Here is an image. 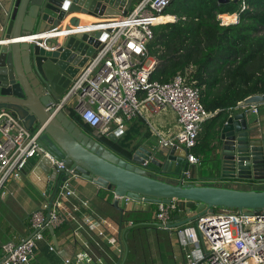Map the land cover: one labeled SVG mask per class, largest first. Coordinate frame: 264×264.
<instances>
[{
    "label": "water",
    "instance_id": "obj_1",
    "mask_svg": "<svg viewBox=\"0 0 264 264\" xmlns=\"http://www.w3.org/2000/svg\"><path fill=\"white\" fill-rule=\"evenodd\" d=\"M132 2L8 0L0 13V112L12 111L37 135L43 151L38 153L40 159L35 167L47 177L44 188L49 203L47 215L62 184L76 176L112 191L119 198L157 204L176 200L177 209L185 212L184 216L176 214L166 226L160 222H139L122 231L126 257L131 229L149 225L160 230H179L220 207L244 210L248 215L264 209V190H239L186 178L183 174L188 165L185 150L173 147L167 152H156L144 146L134 149L129 142L121 144L123 131L108 137L94 136L59 108L73 80L107 38V32L92 28L64 36L62 40L39 39L42 45L14 41L22 35H41L52 30L73 12L119 16L122 11L128 12ZM71 25L79 26L80 18L72 17L65 29L70 30ZM262 101L264 95H252L239 106ZM220 132L216 160L219 175L212 179L264 183V128L256 124L252 113L246 110L230 114ZM52 158L64 162V167H59ZM149 159L151 164L145 165ZM119 202L115 200V207L118 208ZM122 223L123 217L120 229ZM49 230L54 233L53 228Z\"/></svg>",
    "mask_w": 264,
    "mask_h": 264
},
{
    "label": "built area",
    "instance_id": "obj_2",
    "mask_svg": "<svg viewBox=\"0 0 264 264\" xmlns=\"http://www.w3.org/2000/svg\"><path fill=\"white\" fill-rule=\"evenodd\" d=\"M174 1L141 0L132 11L93 23L90 27L71 25L70 30L52 29L41 35H22L14 41L42 45L39 41L42 38H61L92 28L107 32V38L73 80L59 108L71 109L99 137L124 131L128 121L145 117L149 108L155 112L173 110L178 123V130L174 134L166 136L151 123L150 128L158 140L159 149L156 148V152L173 147L187 151L188 165L183 174L190 178L189 166L201 162V158L192 150L197 145L203 123L213 113L205 108L200 90L188 82L186 75L178 74L168 82L152 80L157 61L151 60L148 50L154 37V27L177 21V17L174 21H158ZM237 1L239 12L218 14L221 25L237 23L240 12L249 8L247 0ZM224 15H236L237 20L225 24ZM261 103L264 104V101ZM259 106V103H254L244 108L258 114ZM0 120V197H5L10 192L8 185L22 179L31 159L43 149L37 142V135L28 130L23 120L12 111L2 110ZM55 162L59 167H64V162ZM144 164L150 165L151 160H146ZM73 197L77 202L70 201ZM126 200L131 199L126 197ZM48 207L49 203L45 202L32 212L29 218L30 236L2 245L0 264H31L50 227L56 229L66 223L79 226L80 216L85 225L109 245L116 244V239L106 233V229L115 227L112 221L94 218L89 212L81 214L83 209L88 210L89 200L77 196L71 179L66 180L59 189L49 216ZM177 208L176 200L158 203L157 221L166 226ZM231 210L223 208L205 214L193 226L178 230L185 264H264V209L253 215L245 214L244 210ZM98 246L101 245L98 243ZM95 259L93 253L78 250L67 256L63 264H92Z\"/></svg>",
    "mask_w": 264,
    "mask_h": 264
},
{
    "label": "crops",
    "instance_id": "obj_3",
    "mask_svg": "<svg viewBox=\"0 0 264 264\" xmlns=\"http://www.w3.org/2000/svg\"><path fill=\"white\" fill-rule=\"evenodd\" d=\"M140 1L141 0H133L128 12L131 11L133 6H137ZM7 2L8 0H0V13L2 12L3 6L6 5ZM75 16L80 18V25L85 27H90L93 23L102 22L101 20L114 17L113 15L95 16L85 13L73 12L70 13L64 20H62L59 26L54 28V30H64L70 25V20L72 17ZM173 16L177 17L176 15ZM81 17L82 19L85 17L84 22L82 21ZM60 40H62V37ZM150 57L152 61H157L156 57L151 55ZM259 104V113L252 114V116L256 121V124L264 128V104L261 102H259ZM246 110L250 111V108L238 106L234 109H230L228 111L227 118L232 113H239ZM64 111L72 120L77 122L79 126H82V130L85 132L89 131L94 136L96 135L91 127L79 120L77 114L71 112V109H64ZM214 115L215 114L208 118L202 125L198 137V145L196 148L198 151V155H196L201 158V162L199 164L189 166L191 170V177L189 179H193L192 181H202L207 185L214 184L217 186H224L239 190H264V183H259L258 181L242 179L237 180L232 178L212 179V177L219 175L218 163L216 160L218 156L217 141H219L221 133L219 131L217 138H215L213 135L219 130L218 122L220 120H214V118H212ZM150 123L156 125L158 129L166 136H170L178 130L177 117L173 110L165 109L163 111L155 112L149 108L146 110L145 117L136 118L127 122L126 128L123 131L121 138H124L125 136L130 137L129 144L134 149L144 146L149 150L156 151V148L159 149L157 143L158 140L150 128ZM204 148H210V151L205 154ZM161 151L167 152L168 149H161ZM157 155L159 154L157 153ZM39 159L40 158L38 156L31 159L30 163L28 164V168L22 176V179L20 181L11 182L8 185V190L10 192L5 197H0V202L7 204L10 213L15 215L16 220L19 223V226L16 227L18 231L15 232L13 238L8 240L0 239V258L2 257V245L5 242L11 240L19 241L24 237L30 236L31 228L29 218L32 212L38 209L45 202H48V198L44 192L47 177L39 167H35ZM193 176L194 178H192ZM71 182L77 191V196L89 200L88 210L83 209L81 214L89 212L94 218L107 219L115 224L113 229H106V233H110V235L116 239V244L109 245L104 238L99 236L89 226L85 225L82 216H80L79 226L66 223L54 229V233L50 230L46 231L45 238L40 242L39 248L32 259L31 264H63L64 259L67 256L72 255L78 250H87L88 252L93 253L96 259L92 264H148L149 262L141 259L143 254L140 253L145 252L142 250L139 252L137 250L135 241H133L134 250L132 252L131 239L138 227L130 230L127 240L129 248L127 257L124 254L125 247L121 240V235L123 234L122 231L128 229L135 223L158 222L156 219L158 204L138 202L133 200L127 201L126 197L119 198L112 191L104 189L93 182L77 176L73 177ZM115 200L120 201L118 203V208L114 205ZM70 201L77 202V199L76 197H73L70 199ZM119 207L123 210H120ZM137 213L147 217L136 219L133 217V214ZM176 214L184 216L185 212L177 209V211L172 213L171 221L175 218ZM122 217L123 223L122 228L120 229V221ZM76 226L77 230L74 231ZM191 226H193V224H190L187 227ZM140 227L160 230L149 225ZM173 231L178 233L177 229H173L169 232ZM178 241L180 245V253L178 255L174 254L171 264H185L184 251L180 237ZM98 243L101 246H98ZM51 247H53V249H51ZM157 248L158 249H153L151 252L150 263L169 264L167 260L168 257L164 254L162 247Z\"/></svg>",
    "mask_w": 264,
    "mask_h": 264
},
{
    "label": "trees",
    "instance_id": "obj_4",
    "mask_svg": "<svg viewBox=\"0 0 264 264\" xmlns=\"http://www.w3.org/2000/svg\"><path fill=\"white\" fill-rule=\"evenodd\" d=\"M247 2L249 8L240 12L237 23L228 24L237 20L236 15H225L228 25H221L218 14L239 12L235 0L224 4L175 0L160 22L174 21L173 15L177 21L156 25L148 45L149 54L158 61L151 79L168 82L178 74L186 75L200 90L205 108L215 114L212 118L220 119L215 138L230 109L252 95L264 94V0ZM129 140L125 136L120 142L126 145ZM197 145L192 150L195 155ZM208 151L204 148L205 154Z\"/></svg>",
    "mask_w": 264,
    "mask_h": 264
},
{
    "label": "rangeland",
    "instance_id": "obj_5",
    "mask_svg": "<svg viewBox=\"0 0 264 264\" xmlns=\"http://www.w3.org/2000/svg\"><path fill=\"white\" fill-rule=\"evenodd\" d=\"M136 7L133 6L132 9ZM131 9V10H132ZM223 208H216L215 212L221 211ZM231 211H236L232 209ZM134 218H145L147 216L140 214H133ZM194 225V224H193ZM19 226L15 215L11 214L7 204L0 202V239L8 240L13 238L15 232L18 230L16 227ZM179 237L176 231L169 232L164 230H154L148 228H142L135 231L134 236L131 239L132 252L134 250L133 241L136 243L137 250L144 251L141 259L146 260L151 264V252L153 249H158L157 247H162L164 254L168 257L167 260L171 264V260L174 254L178 255L180 253Z\"/></svg>",
    "mask_w": 264,
    "mask_h": 264
},
{
    "label": "bare ground",
    "instance_id": "obj_6",
    "mask_svg": "<svg viewBox=\"0 0 264 264\" xmlns=\"http://www.w3.org/2000/svg\"><path fill=\"white\" fill-rule=\"evenodd\" d=\"M82 16H83V14H82ZM224 16H225V15H224ZM224 16H223V21L225 20ZM161 17H162V16H161ZM161 17L158 19L159 22H160ZM68 19H69V17H68ZM81 19H82V17H81ZM82 21H83V22L85 21V17H83ZM224 23H225V21H224ZM225 24H226V23H225Z\"/></svg>",
    "mask_w": 264,
    "mask_h": 264
}]
</instances>
